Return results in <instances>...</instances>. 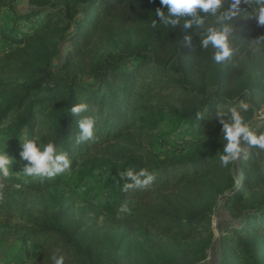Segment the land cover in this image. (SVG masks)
<instances>
[{
    "label": "trees",
    "instance_id": "trees-1",
    "mask_svg": "<svg viewBox=\"0 0 264 264\" xmlns=\"http://www.w3.org/2000/svg\"><path fill=\"white\" fill-rule=\"evenodd\" d=\"M231 3L165 27L155 16L160 0H27L20 14L0 0L5 149L17 154L22 139L35 137L53 141L71 160L67 172L20 184L22 198L51 205L26 210L16 235L20 264H53V254H63V264H192L210 245L217 197L227 192L225 203L238 207L264 188V150L246 143L235 161L219 160L225 141L218 112L240 99L264 103V25L250 0L236 9ZM5 8L12 12L6 23ZM209 27L229 28L233 52L221 63L212 60L211 43L201 46ZM61 40L68 48L52 66ZM117 48L122 52L113 54ZM81 101L88 112L72 114L71 105ZM249 112H242L245 121ZM82 115L94 116L95 139L76 143ZM167 121L171 135H157ZM80 166L88 175L100 167L111 175L144 168L154 179L127 190L120 181L106 215L88 218L50 188ZM124 203L131 211L117 215ZM236 217L221 236L218 264H264V206ZM135 233L154 240L134 242Z\"/></svg>",
    "mask_w": 264,
    "mask_h": 264
},
{
    "label": "rangeland",
    "instance_id": "rangeland-1",
    "mask_svg": "<svg viewBox=\"0 0 264 264\" xmlns=\"http://www.w3.org/2000/svg\"><path fill=\"white\" fill-rule=\"evenodd\" d=\"M10 8L13 12L20 14L24 13L27 8V0H8ZM254 5V0H250ZM12 12L10 9L5 8L1 11V18L6 23L10 18ZM68 48L67 43L61 40L58 46L57 55L52 59L51 65L57 66L63 61L64 54ZM122 52L120 48H117L112 53L117 54ZM99 54H107L106 50H102ZM85 83L89 82V79L83 75L81 77ZM250 111L246 122L249 124L256 133L264 132V103H250L247 102ZM174 125L169 121L162 123L157 131V135H171ZM171 142H175L176 135L168 138ZM23 140V139H22ZM8 138L4 136L2 130H0V148H6ZM246 142H242V151L245 150ZM164 147V146H163ZM6 150V149H5ZM21 150V147H20ZM13 154L11 151L6 152L13 157V163L11 164V173L9 176V182L2 185L0 180V188L4 186L7 190L2 191L0 189V264H20L17 257L19 243L16 239L18 234V226H21L26 219V210L33 208H42L45 205L51 206L45 202H39L38 200H32L30 198L24 199L18 193L19 188L14 185L16 183H23L29 180L31 177H24L19 171L22 170L26 161L19 157V152ZM240 157V156H239ZM86 169L81 166L78 171L64 175L60 183L56 185H50V188L57 196H60L67 202L74 206L76 210L84 213L90 217L103 218L106 215L105 204L118 183L122 181L120 175L123 172H119L116 175H111L110 171L106 167H100L92 171L91 175L86 174ZM229 193L225 192L215 201L212 213L209 219V227L211 230L210 245L205 251V257L192 264H218L220 256V239L224 234L226 224H237V215H240L245 208H254L257 206H264V188L256 190L254 193L248 195L241 206L232 207L227 205L226 199ZM51 204V202H49ZM117 233V231H113ZM154 240L152 236L144 233H135L132 236L134 242H143L144 240ZM124 248L119 252L122 253ZM137 252V250H136ZM108 255V254H106Z\"/></svg>",
    "mask_w": 264,
    "mask_h": 264
},
{
    "label": "clouds",
    "instance_id": "clouds-1",
    "mask_svg": "<svg viewBox=\"0 0 264 264\" xmlns=\"http://www.w3.org/2000/svg\"><path fill=\"white\" fill-rule=\"evenodd\" d=\"M225 0H160V5L155 9V16L159 18L160 25L165 27L175 25L177 19L195 15L197 11L203 13L215 14L221 9ZM241 0H232L231 8L236 9ZM247 3V0H245ZM253 15L256 17L257 23L264 25V0H254ZM166 9L167 16L164 11ZM236 12H229L228 15H236ZM157 22L153 20L152 26L156 27ZM185 27L189 26V22L185 21ZM209 43L215 49L212 54V60L216 63L225 61L232 55L233 48L229 37L228 27H209L207 34L201 41V46L205 47ZM248 103L244 99H240L237 104L230 105L226 112H218L219 122L222 125L223 140L225 143L219 152V160L222 165H228L235 161L241 151L242 142H246L250 146H256L264 150V132L257 134L249 124L245 121L242 112L248 110ZM89 105L86 102H78L69 108V111L77 115L87 113ZM196 117L200 118L201 114L196 113ZM78 134L75 138L76 143L86 140L95 139V118L92 115H82L76 121ZM19 157L26 161L21 171L24 177L48 178L51 179L58 174L70 170L71 160L66 151L58 150L53 141L49 140L42 143L35 137L24 138L21 142V150ZM11 157L5 150L0 148V179H7L11 173ZM124 181L123 189L127 190L132 187H144L152 182L154 175L144 168L133 169L125 168L123 174L120 175ZM20 188V184L14 185ZM130 208L126 203L121 204L117 215L130 212ZM53 264H63V254H53L51 257Z\"/></svg>",
    "mask_w": 264,
    "mask_h": 264
}]
</instances>
